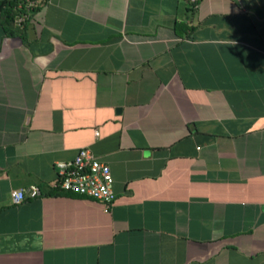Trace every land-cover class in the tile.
Instances as JSON below:
<instances>
[{
	"label": "crops",
	"instance_id": "0c3cea01",
	"mask_svg": "<svg viewBox=\"0 0 264 264\" xmlns=\"http://www.w3.org/2000/svg\"><path fill=\"white\" fill-rule=\"evenodd\" d=\"M3 8L0 264H264V0ZM82 147L109 209L53 186Z\"/></svg>",
	"mask_w": 264,
	"mask_h": 264
},
{
	"label": "built area",
	"instance_id": "2783aa9c",
	"mask_svg": "<svg viewBox=\"0 0 264 264\" xmlns=\"http://www.w3.org/2000/svg\"><path fill=\"white\" fill-rule=\"evenodd\" d=\"M40 0H19L14 24L23 25L29 20ZM55 188L94 198L109 209L116 199L113 176L109 165L99 160L88 147L79 148L73 160L57 162ZM41 188L31 184L25 189H13L10 198L20 203L25 197H37Z\"/></svg>",
	"mask_w": 264,
	"mask_h": 264
},
{
	"label": "trees",
	"instance_id": "16d2710c",
	"mask_svg": "<svg viewBox=\"0 0 264 264\" xmlns=\"http://www.w3.org/2000/svg\"><path fill=\"white\" fill-rule=\"evenodd\" d=\"M18 2L19 0H3L0 2V6L3 5L4 7L3 13H4V18L7 24H10V25L13 24L14 16L17 13V3Z\"/></svg>",
	"mask_w": 264,
	"mask_h": 264
}]
</instances>
